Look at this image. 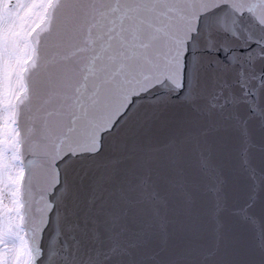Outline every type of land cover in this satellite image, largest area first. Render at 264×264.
Masks as SVG:
<instances>
[{
    "label": "water",
    "instance_id": "obj_1",
    "mask_svg": "<svg viewBox=\"0 0 264 264\" xmlns=\"http://www.w3.org/2000/svg\"><path fill=\"white\" fill-rule=\"evenodd\" d=\"M46 12L16 113L30 264H264V0H52ZM185 51L199 86L153 143L198 131L200 146L161 159L114 132L101 142L137 94L177 92ZM37 60L53 74L41 98L101 89L55 143Z\"/></svg>",
    "mask_w": 264,
    "mask_h": 264
},
{
    "label": "snow or ice",
    "instance_id": "obj_2",
    "mask_svg": "<svg viewBox=\"0 0 264 264\" xmlns=\"http://www.w3.org/2000/svg\"><path fill=\"white\" fill-rule=\"evenodd\" d=\"M37 0H5L0 4V20H6L14 26L27 23L33 15V5ZM59 8L61 5H71L75 0H54ZM47 15V12L44 13ZM207 13H199L196 17L197 29L200 21ZM191 27V25H189ZM31 29H29V33ZM249 48L252 45L248 46ZM188 52H184V63L181 67V81L177 92L168 95L167 99H158L155 95L149 97L152 91L149 88L133 97L124 111L117 117V121L100 134L101 142L104 141L107 132H114L118 139L125 142L134 141L142 151H152L165 158L169 152L188 153L193 148L199 147L202 137L198 131L191 133V142L186 140L179 132L180 138L171 143L154 145L158 133L167 129L170 121L164 119V114L170 111L177 100L182 99L183 94H190L199 86V74L195 63L188 62ZM33 68L36 71L37 99L43 103V138L49 143L57 140H65L75 134L80 120L88 114L89 106L97 103L101 95L99 87L83 90L68 88L59 96L41 98L40 89L45 87L53 77L47 62L34 61ZM26 69L21 68V72ZM135 105V107H134ZM122 122V123H121ZM121 124L118 128L117 124ZM103 147V143H102ZM99 152V149L97 150ZM31 163V161H30Z\"/></svg>",
    "mask_w": 264,
    "mask_h": 264
},
{
    "label": "rangeland",
    "instance_id": "obj_3",
    "mask_svg": "<svg viewBox=\"0 0 264 264\" xmlns=\"http://www.w3.org/2000/svg\"><path fill=\"white\" fill-rule=\"evenodd\" d=\"M46 1L47 0H37V2L33 5V15L28 19V21H27V23H25V24H23V26H22V30H23V33H22V35L24 36V34H25V32H26V30H27V28L38 18L39 19V17H40V15H41V13H42V10H43V7H44V5H45V3H46ZM23 50H24V45H23V48H22V50H20V49H18L17 48V50H16V53L18 54V55H20V57H24V55H25V53L23 52ZM22 52V53H21ZM13 53H14V50H13ZM20 57H19V59H20ZM7 75H8V73H7ZM9 76V75H8ZM6 150H7V155L11 152V148H9V147H6Z\"/></svg>",
    "mask_w": 264,
    "mask_h": 264
},
{
    "label": "flooded vegetation",
    "instance_id": "obj_4",
    "mask_svg": "<svg viewBox=\"0 0 264 264\" xmlns=\"http://www.w3.org/2000/svg\"><path fill=\"white\" fill-rule=\"evenodd\" d=\"M5 0H0V4L4 3ZM17 27V25H13L12 23H10L9 21L6 20H0V30H11V29H15Z\"/></svg>",
    "mask_w": 264,
    "mask_h": 264
}]
</instances>
